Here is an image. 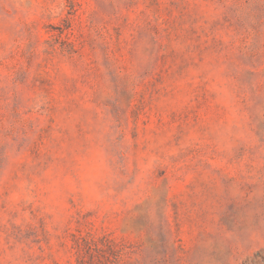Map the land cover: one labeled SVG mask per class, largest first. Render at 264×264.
I'll list each match as a JSON object with an SVG mask.
<instances>
[{
    "label": "rangeland",
    "instance_id": "374dc122",
    "mask_svg": "<svg viewBox=\"0 0 264 264\" xmlns=\"http://www.w3.org/2000/svg\"><path fill=\"white\" fill-rule=\"evenodd\" d=\"M0 264H264V0H0Z\"/></svg>",
    "mask_w": 264,
    "mask_h": 264
}]
</instances>
